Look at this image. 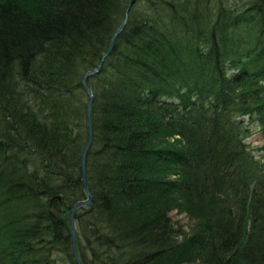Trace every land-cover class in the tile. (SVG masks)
Instances as JSON below:
<instances>
[{"label":"trees","instance_id":"obj_1","mask_svg":"<svg viewBox=\"0 0 264 264\" xmlns=\"http://www.w3.org/2000/svg\"><path fill=\"white\" fill-rule=\"evenodd\" d=\"M127 3L0 0V264H76L65 214L85 199L81 78ZM87 83L82 263L264 264V0H136Z\"/></svg>","mask_w":264,"mask_h":264},{"label":"water","instance_id":"obj_2","mask_svg":"<svg viewBox=\"0 0 264 264\" xmlns=\"http://www.w3.org/2000/svg\"><path fill=\"white\" fill-rule=\"evenodd\" d=\"M135 0H128L126 11L124 14V19L122 23L118 26V28L115 30L113 35L111 36L107 49L105 53L101 56L96 68L93 71H89L85 73L82 78H81V84L88 96V101L86 104V140L84 147L82 149L81 155H80V165H79V177H80V183L81 187L83 190V193L85 195V199L76 202L70 210H68L65 214L66 218L69 220V230H70V250L71 254L74 258V261L76 264H83L80 256L77 251L76 247V238H77V231H76V220H75V214L79 208H84V209H91L92 208V195L90 193V190L88 188L87 184V156L88 153L92 147L93 144V116H92V107L94 103V94L92 90L88 86V79L91 77H94L98 75L106 61V59L110 56L116 39L119 37V35L122 33L124 30L127 21H128V15L130 13V10L132 6L134 5ZM59 200V198H57Z\"/></svg>","mask_w":264,"mask_h":264},{"label":"rangeland","instance_id":"obj_3","mask_svg":"<svg viewBox=\"0 0 264 264\" xmlns=\"http://www.w3.org/2000/svg\"><path fill=\"white\" fill-rule=\"evenodd\" d=\"M243 1L244 3H247L249 0H243ZM249 118H250L249 116H246L241 119L243 128L248 132L247 136H245L244 142L246 143L249 149H256L263 144L262 133L260 127L256 123L250 122ZM254 152L255 155L257 156V159L260 160L261 163L263 164L264 159H262L263 157L261 153L255 150ZM169 217L175 228H180L182 231H186V232L189 231L191 223L185 214H179L176 211H172L169 213Z\"/></svg>","mask_w":264,"mask_h":264},{"label":"bare ground","instance_id":"obj_4","mask_svg":"<svg viewBox=\"0 0 264 264\" xmlns=\"http://www.w3.org/2000/svg\"><path fill=\"white\" fill-rule=\"evenodd\" d=\"M91 78H92V77H91ZM89 79H90V78H89ZM79 209H80V208H79ZM79 209H78V210H79ZM83 209H84V208H83ZM78 210H77V211H78ZM76 213H77V212H76ZM75 215H76V214H75Z\"/></svg>","mask_w":264,"mask_h":264}]
</instances>
